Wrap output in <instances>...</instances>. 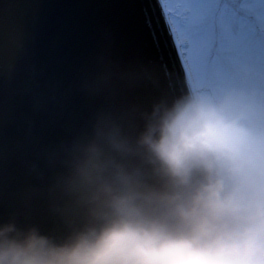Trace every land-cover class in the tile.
Listing matches in <instances>:
<instances>
[{
    "label": "clouds",
    "instance_id": "9594fccd",
    "mask_svg": "<svg viewBox=\"0 0 264 264\" xmlns=\"http://www.w3.org/2000/svg\"><path fill=\"white\" fill-rule=\"evenodd\" d=\"M23 55L0 40V88ZM156 84L98 53L80 82L87 120L29 162L24 204L45 200L64 227L0 214V264H264V105L193 85L145 102Z\"/></svg>",
    "mask_w": 264,
    "mask_h": 264
},
{
    "label": "water",
    "instance_id": "95a60500",
    "mask_svg": "<svg viewBox=\"0 0 264 264\" xmlns=\"http://www.w3.org/2000/svg\"><path fill=\"white\" fill-rule=\"evenodd\" d=\"M21 39L20 75L0 88V214L21 211L58 232L63 222L45 200L24 204L34 181L29 162L87 120L94 101L80 82L98 53L153 70L157 84L143 91L145 102L189 86L159 0H0V40Z\"/></svg>",
    "mask_w": 264,
    "mask_h": 264
},
{
    "label": "snow or ice",
    "instance_id": "6c2138e0",
    "mask_svg": "<svg viewBox=\"0 0 264 264\" xmlns=\"http://www.w3.org/2000/svg\"><path fill=\"white\" fill-rule=\"evenodd\" d=\"M164 8L190 85L241 89L264 105V0H164ZM25 25L19 18L21 37Z\"/></svg>",
    "mask_w": 264,
    "mask_h": 264
}]
</instances>
